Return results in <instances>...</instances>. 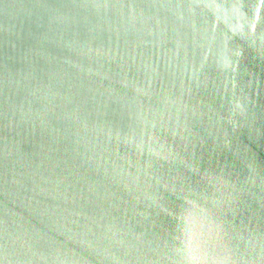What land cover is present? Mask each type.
Listing matches in <instances>:
<instances>
[{
    "label": "water",
    "instance_id": "water-1",
    "mask_svg": "<svg viewBox=\"0 0 264 264\" xmlns=\"http://www.w3.org/2000/svg\"><path fill=\"white\" fill-rule=\"evenodd\" d=\"M0 264H264V0H0Z\"/></svg>",
    "mask_w": 264,
    "mask_h": 264
}]
</instances>
